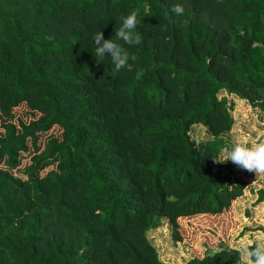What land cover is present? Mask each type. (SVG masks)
I'll return each instance as SVG.
<instances>
[{
  "label": "trees",
  "instance_id": "trees-1",
  "mask_svg": "<svg viewBox=\"0 0 264 264\" xmlns=\"http://www.w3.org/2000/svg\"><path fill=\"white\" fill-rule=\"evenodd\" d=\"M132 11L141 43L113 76L93 35ZM221 91L264 114V0H0V264H169L147 233L166 219L180 242L248 185L213 162L232 145ZM215 247L184 264H242Z\"/></svg>",
  "mask_w": 264,
  "mask_h": 264
},
{
  "label": "rangeland",
  "instance_id": "rangeland-1",
  "mask_svg": "<svg viewBox=\"0 0 264 264\" xmlns=\"http://www.w3.org/2000/svg\"><path fill=\"white\" fill-rule=\"evenodd\" d=\"M141 9L144 11L145 8ZM218 96L226 97L229 102L234 103L231 111L234 125L223 135L224 138L232 144L242 142L249 146L264 142V114L259 109L251 108L246 101L239 100L235 95H228L225 91H221ZM190 135L196 141L209 137L203 126H193ZM227 163L232 166L235 176L242 175L248 181L243 195L232 204L230 212L214 218L183 220L184 238L177 243L171 240L168 221L162 219L159 228L147 233V238L156 247L161 261L184 264L195 255H203L208 248L212 250L216 248L219 240L243 254L246 247L256 244L258 235L264 237V202H256V191L264 188V172H249L230 161Z\"/></svg>",
  "mask_w": 264,
  "mask_h": 264
},
{
  "label": "clouds",
  "instance_id": "clouds-1",
  "mask_svg": "<svg viewBox=\"0 0 264 264\" xmlns=\"http://www.w3.org/2000/svg\"><path fill=\"white\" fill-rule=\"evenodd\" d=\"M171 11L176 15H181L185 9L177 3L172 6ZM119 22L120 26L115 28L113 37L105 39L101 31H97L93 35L97 62L104 61L106 57L109 58L113 76L121 69L128 71L133 69L129 53L123 46L132 47L141 43V36L135 31L140 22L136 11L120 17ZM131 59L134 60L135 57ZM229 161L249 172H264V142L251 146L242 142H235L223 151L219 159L213 157L214 163H227ZM241 259L242 264H264V237L258 235L255 246L246 247Z\"/></svg>",
  "mask_w": 264,
  "mask_h": 264
}]
</instances>
